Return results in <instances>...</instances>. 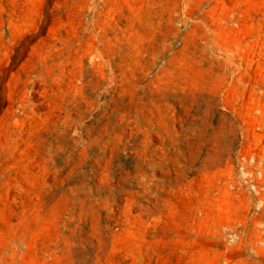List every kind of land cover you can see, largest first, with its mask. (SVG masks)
Instances as JSON below:
<instances>
[{
	"label": "rangeland",
	"instance_id": "rangeland-1",
	"mask_svg": "<svg viewBox=\"0 0 264 264\" xmlns=\"http://www.w3.org/2000/svg\"><path fill=\"white\" fill-rule=\"evenodd\" d=\"M0 264H264V0H0Z\"/></svg>",
	"mask_w": 264,
	"mask_h": 264
}]
</instances>
